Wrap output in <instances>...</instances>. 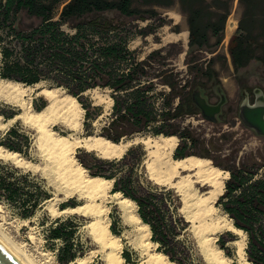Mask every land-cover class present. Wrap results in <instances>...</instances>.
<instances>
[{"label":"rangeland","instance_id":"rangeland-1","mask_svg":"<svg viewBox=\"0 0 264 264\" xmlns=\"http://www.w3.org/2000/svg\"><path fill=\"white\" fill-rule=\"evenodd\" d=\"M134 4L140 7L150 6L139 0H134ZM154 8L156 12L153 15L142 18L118 15L117 12L109 13L114 19L123 22L120 33L123 36L129 35L128 47L134 50L139 58L152 50H159L150 57L147 66L149 72L143 78L148 82L146 92L151 102L152 122L137 127L124 119L112 121L115 117V110L112 108V88L96 85L81 92L79 97L75 95L82 107V102L91 104L88 118L83 107L78 134L96 133L111 138L117 136V139L157 133L176 134L179 143L173 151L174 155L194 153L210 157L214 164L228 170L229 176L231 170L243 164L255 171V177L264 174V134H259L246 126L238 110L240 102L244 99L245 89L251 92L259 88L264 94V64L251 60L247 66L235 71L228 51L229 38L235 32L241 13L238 0L231 1L227 17L230 20L227 35L225 23L220 41L200 49H192L188 45L187 17L178 0H173L170 5L155 4ZM23 19L30 20L27 16H23ZM184 30H187L185 42L181 38L163 40L168 33ZM209 40L214 42L215 36L210 35ZM208 66L212 68L211 76L204 72ZM167 79L175 82L173 87L165 82ZM41 84L57 86L45 80L41 81ZM32 85L31 88L27 87L24 98L31 100L33 108H40L47 102L48 96L39 92L38 86ZM195 86H199L210 101H215L221 94L226 96L223 109L217 114V120L204 117L198 108L195 112L175 116L164 113L167 108H170L171 112L183 95L190 93ZM60 87L69 92L65 87ZM59 93H62V90ZM119 95L127 96L126 92H120ZM0 114L3 123L0 125V140L12 142L21 148L14 149L20 151L25 159L37 164L33 166L30 162L24 164L0 158V174H9L6 180L12 181L10 188H17L18 192L16 199H8L4 196L8 190L0 188V221H4L3 226L17 240L23 241L26 248L43 264H77L75 259L78 256L90 254H92L90 264H105L100 249L92 252L99 247L88 232V216L74 211L53 216L46 209L45 205L49 202L47 199L51 196H61L65 188L51 173L49 166H43L47 158L37 143V128L24 117L22 105L0 93ZM15 114H17L15 118L8 120ZM11 127L15 128V132L9 135L7 131ZM52 127L63 133L71 130L62 121H56ZM146 152L143 144L137 142L130 145L118 158H102L95 151L85 150L83 147L76 148L75 154L89 173L93 174L102 169L101 175L113 177L112 189H119L135 199L137 210H142L147 222L155 225L151 238L154 235L158 238L164 237L167 241V245L163 246L156 240L158 247L170 248L177 258L182 259L183 264H212L202 249L199 239L201 233L185 219L184 211L180 209L182 199L179 193L173 187L157 183L150 177V170L144 160L147 157ZM100 160L113 162L104 163ZM10 170L14 172L9 173ZM206 187L199 186L198 190L203 192ZM28 193L39 198L40 203L32 214L24 215L22 200ZM222 194L216 199L219 208L213 216L226 214L232 219L224 210L222 200L225 198H221ZM81 200L75 196L68 197L58 201V206L77 204ZM109 215L111 228L123 234L122 253H126L129 259L137 261L146 258L140 247L135 246L137 231L123 221L121 212L115 204L111 205ZM56 225H61L62 236L56 237L52 234L51 229ZM31 233L34 235L33 238L29 237ZM245 235V257L249 261L248 264H251L246 250V232ZM236 238H240V235L222 228L217 232L214 243L223 249L224 254L231 256L233 263L245 264L236 254L237 244L234 241ZM169 252L166 253L170 257ZM70 254L73 256L69 257ZM141 264L151 263L143 260Z\"/></svg>","mask_w":264,"mask_h":264},{"label":"trees","instance_id":"trees-1","mask_svg":"<svg viewBox=\"0 0 264 264\" xmlns=\"http://www.w3.org/2000/svg\"><path fill=\"white\" fill-rule=\"evenodd\" d=\"M139 1L150 6L140 7L134 0H0V76L25 84L45 80L65 87L78 97L89 87L109 86L115 110L112 121L124 119L137 127L149 124L153 120L152 108L146 92L148 82L143 78L148 75L150 57L159 50L139 58L128 47L129 35L120 33L123 22L109 13L142 18L156 12L155 4L170 5L173 0ZM178 1L187 17L189 47L200 49L218 43L232 0ZM238 4L241 13L228 42L235 71L247 66L251 60L264 64V0H238ZM23 16L30 20H24ZM210 35L215 36L214 42H210ZM204 72L211 76L212 68L208 66ZM165 82L171 87L175 84L171 79ZM120 92H126L127 96L119 97ZM191 92L183 95L171 112L167 108L164 113L175 116L195 112L197 106ZM82 105L88 118L91 104L82 102ZM14 132V127L7 131L9 135ZM113 138L117 139V136ZM1 143L10 149H21L9 141L0 140ZM254 175L255 171L244 164L231 170L221 198H225L222 200L224 210L232 217L234 225L247 234L246 250L251 264H264V174ZM7 176L9 174H0V188L8 190L4 195L6 198L16 199L17 188H10L13 182L7 181ZM22 202L24 215L32 214L40 203L31 193ZM138 213L147 222L145 213L140 209ZM148 224L154 232L155 225ZM51 232L56 237L63 235L61 225L54 226ZM152 238L160 245H167L164 237L152 235ZM156 247L165 253L170 251L168 257L183 264L170 248ZM123 254L129 259L126 253Z\"/></svg>","mask_w":264,"mask_h":264},{"label":"bare ground","instance_id":"bare-ground-1","mask_svg":"<svg viewBox=\"0 0 264 264\" xmlns=\"http://www.w3.org/2000/svg\"><path fill=\"white\" fill-rule=\"evenodd\" d=\"M229 23L228 18L226 35ZM186 37L187 30H184L168 33L163 40L181 38L185 42ZM34 85L39 87V92L48 96L47 102L40 108H33L31 100L24 98L27 87H33L32 84L0 76V93L22 105L24 117L37 128V143L47 158L43 166H49V170L52 171L50 172L65 188L61 196H51L47 199L49 202L45 205L46 209L53 216L67 211L80 212L88 216V232L99 247L92 252L100 249L105 264H141L143 260L151 264H178L156 247L157 242L151 238L149 224L141 219L137 211L136 201L124 195L121 190L111 188L113 177L89 173L75 154L76 148L83 147L85 150L95 151L100 157H120L130 145L137 142H141L147 151L144 160L150 170V177L157 183L173 187L179 193L182 199L180 209H183L185 219L201 233L199 239L206 258L212 264H235L231 256L224 254L223 249L214 243L217 232L225 228L240 235V238L234 239L237 244L236 254L239 260H243L245 264L249 263L245 257V231L235 226L226 214L213 216L219 208L216 199L223 193L225 180L229 176L228 170L214 164L207 156L194 153L174 155L173 151L179 143L176 134L157 133L120 139L96 133L78 134L84 108L77 97L64 91L60 86L49 87L41 82ZM60 90L62 93H59ZM109 102L112 103L111 97ZM16 115L9 117L8 120H12ZM56 121H62L72 131L63 133L53 128L52 124ZM1 124L3 123L0 120ZM0 158L24 164L30 162L20 151L3 144H0ZM32 164L37 166L36 163ZM203 185L207 187L200 192L198 187ZM73 196L82 200L73 205L58 206V201ZM112 204L119 208L123 221L137 231L135 246L140 247V251L145 255L146 258L143 260L127 259L122 253L123 234L117 233L110 226L109 211ZM3 223L4 221H0V244L20 264H43L26 248L23 241L17 240L6 230ZM29 237L33 238L34 235L31 233ZM91 255L78 256L75 262L90 264Z\"/></svg>","mask_w":264,"mask_h":264},{"label":"water","instance_id":"water-1","mask_svg":"<svg viewBox=\"0 0 264 264\" xmlns=\"http://www.w3.org/2000/svg\"><path fill=\"white\" fill-rule=\"evenodd\" d=\"M255 91L256 97L252 103L247 102L246 98L243 99L239 108V115L246 126L255 129L259 134H264V94H262L259 88L255 89ZM223 97L224 95L221 94V100L213 104L207 100V97L202 93L199 86H195L191 92V98L199 107L203 116L211 120H217V114L223 103ZM0 264L20 263L0 244Z\"/></svg>","mask_w":264,"mask_h":264},{"label":"flooded vegetation","instance_id":"flooded-vegetation-1","mask_svg":"<svg viewBox=\"0 0 264 264\" xmlns=\"http://www.w3.org/2000/svg\"><path fill=\"white\" fill-rule=\"evenodd\" d=\"M255 89H257V88H255ZM255 89L253 90V91H249V90H244V92H245V94H244V98H246V101L247 102H249V103H252L254 100H255V97H256V91H255ZM224 99H223V103L221 104V108H220V111H219V113L222 111V109H223V106H224V104H225V101H226V96H224L223 97ZM219 100H221V95H219V98L218 99H216L215 101H210L209 99H208V101L210 102V103H213V104H215V103H217ZM243 101V100H242ZM242 101L240 102V104H239V106H238V110H239V108H240V105H241V103H242ZM194 104H195V102H194ZM196 105V104H195ZM197 106V105H196ZM197 108L199 109V107L197 106ZM199 112L201 113V111H200V109H199ZM202 114V113H201ZM210 114V116H212V114L211 113H209ZM203 115V114H202ZM253 129V128H252ZM253 130H255V129H253ZM255 132H256V130H255Z\"/></svg>","mask_w":264,"mask_h":264}]
</instances>
